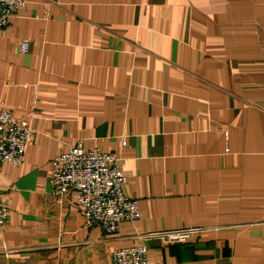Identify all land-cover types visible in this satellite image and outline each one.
Wrapping results in <instances>:
<instances>
[{
  "label": "crops",
  "instance_id": "1",
  "mask_svg": "<svg viewBox=\"0 0 264 264\" xmlns=\"http://www.w3.org/2000/svg\"><path fill=\"white\" fill-rule=\"evenodd\" d=\"M23 1L0 29V108L32 129L0 164V264H112L137 242L150 264H264V0ZM79 140L119 153L138 200L114 234L53 193Z\"/></svg>",
  "mask_w": 264,
  "mask_h": 264
},
{
  "label": "built area",
  "instance_id": "2",
  "mask_svg": "<svg viewBox=\"0 0 264 264\" xmlns=\"http://www.w3.org/2000/svg\"><path fill=\"white\" fill-rule=\"evenodd\" d=\"M23 0H0V29L8 27L10 18L22 8ZM29 41H20L18 52L26 53ZM32 133L30 124L17 120L10 111L0 108V164H21ZM124 143V142H123ZM55 195L72 193V203L85 215L87 225H97L107 234H114L123 221L139 218L138 200L126 196L122 190L124 176L117 152H101L94 148L84 150L81 141L53 162L50 177ZM7 218V208L0 201V226ZM200 227H181L148 232L147 239H158L163 244L185 242L200 232ZM112 264H150L147 249L141 243L115 249Z\"/></svg>",
  "mask_w": 264,
  "mask_h": 264
}]
</instances>
